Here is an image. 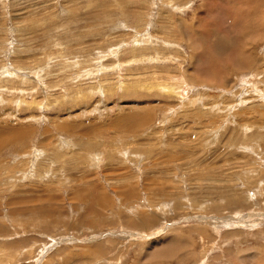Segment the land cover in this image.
<instances>
[{
	"label": "rangeland",
	"instance_id": "obj_1",
	"mask_svg": "<svg viewBox=\"0 0 264 264\" xmlns=\"http://www.w3.org/2000/svg\"><path fill=\"white\" fill-rule=\"evenodd\" d=\"M0 162V264H264V0H0Z\"/></svg>",
	"mask_w": 264,
	"mask_h": 264
},
{
	"label": "bare ground",
	"instance_id": "obj_2",
	"mask_svg": "<svg viewBox=\"0 0 264 264\" xmlns=\"http://www.w3.org/2000/svg\"><path fill=\"white\" fill-rule=\"evenodd\" d=\"M7 75V74H6ZM168 85V84H167ZM163 89H164V91H168V92H170V91H173V90H175L176 89V87L175 86H171V85H168V86H164L163 87ZM18 91V90H17ZM245 130V129H244ZM3 161V160H2ZM0 168H1V162H0ZM10 173V172H9ZM46 174V173H45ZM239 223V222H238ZM226 225V224H225ZM190 238V237H189ZM259 251V250H258ZM262 252H264L263 250H262ZM261 252V253H262ZM254 253H255V251H254ZM209 254V253H208ZM254 255V254H253ZM255 256V255H254ZM264 256V255H263ZM207 257V256H206ZM256 257V256H255ZM261 258V257H260ZM205 261V260H204ZM201 263V262H200ZM234 263V262H233ZM209 264V263H208Z\"/></svg>",
	"mask_w": 264,
	"mask_h": 264
}]
</instances>
